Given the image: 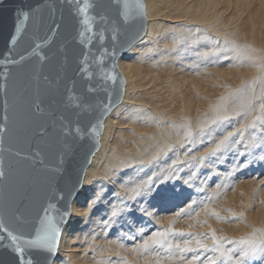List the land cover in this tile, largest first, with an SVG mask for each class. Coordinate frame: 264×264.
Here are the masks:
<instances>
[{
    "label": "bare ground",
    "instance_id": "1",
    "mask_svg": "<svg viewBox=\"0 0 264 264\" xmlns=\"http://www.w3.org/2000/svg\"><path fill=\"white\" fill-rule=\"evenodd\" d=\"M144 2L51 264H264V0Z\"/></svg>",
    "mask_w": 264,
    "mask_h": 264
},
{
    "label": "water",
    "instance_id": "2",
    "mask_svg": "<svg viewBox=\"0 0 264 264\" xmlns=\"http://www.w3.org/2000/svg\"><path fill=\"white\" fill-rule=\"evenodd\" d=\"M94 3V34L81 37L74 0H0V126L5 149H13L2 154L0 217L13 234L30 239L53 205L47 214L59 228L54 251L25 246L23 255L6 247L12 242L0 229L2 264H51L104 119L123 97L118 58L146 34L144 0H129L143 8H130L127 20L122 3ZM24 11L29 18L17 36V13Z\"/></svg>",
    "mask_w": 264,
    "mask_h": 264
},
{
    "label": "snow or ice",
    "instance_id": "3",
    "mask_svg": "<svg viewBox=\"0 0 264 264\" xmlns=\"http://www.w3.org/2000/svg\"><path fill=\"white\" fill-rule=\"evenodd\" d=\"M76 4V11L81 17L79 20L80 25L83 28V31L80 32V36L83 37L85 33H93L94 34V28L96 27L95 21L97 19V15L95 14V8L96 5L94 3V0H74ZM117 5H120L122 3L123 9H124V18L127 20L129 19V9L132 7H140L143 8L142 4H136L133 5L129 3V0H115ZM22 17V19H21ZM29 18V13L24 12H18L17 13V19L18 23L16 25L15 31L17 36L19 35L21 31L20 25L23 24L24 21H26ZM101 19H104V17H100ZM103 38L102 35L100 37ZM16 37H13V43H15ZM83 43V40L81 41ZM39 47V45L37 46ZM23 59V57L21 58ZM0 63H4V61H0ZM110 79L115 80V76H111ZM7 103V102H6ZM38 107V106H37ZM7 111V107L5 109ZM8 116L6 115L4 117L5 123L8 122ZM4 127L0 126V178H3L5 176V172L3 170L4 165V159H3V153L5 151L11 152L13 149L11 147L5 149L4 147ZM77 132H80V129H76ZM95 131V128L93 129ZM16 155L19 156L20 153L16 152ZM36 157L39 158L41 153L36 152ZM31 159V157H28ZM40 163L43 164L44 161L41 159ZM54 171H59L58 168L53 169ZM48 210H54L53 205H49V208L45 210V215L43 218L39 219L38 227L34 228V235L30 239H26L21 235L13 234V232L7 228L4 227L3 218L0 217V229H3L7 233V238L11 240L10 245H6V247H10L14 252L19 253L23 255L25 251V246L30 249H44L48 252H52L55 249L56 245V238L57 234L59 232V228L57 226L55 218H50L47 214ZM66 214V213H65ZM214 215H218L216 213H213ZM157 236H164L166 234L164 233H157ZM211 239L215 241V245L213 247V251L219 252L221 256H225L228 259H231L230 256L227 255V253L223 250V246L221 245V240L223 238L217 237L215 233L213 232L211 234ZM5 240L4 236H0V243H2ZM156 243H161L160 240H156ZM198 248L206 249L207 245L204 244L200 239H197L195 241ZM239 245H241V253L243 255H248L250 252H255L256 250L264 251V234H261L259 237H256L255 235L250 238L242 239L238 242ZM192 244L191 240H186L183 247L181 245L177 244L175 245V248L178 251L184 252V251H192L193 249L190 247ZM145 247H147V242L145 243ZM169 248L173 247L172 245L168 246ZM194 259H197L194 257ZM2 264V262H0ZM27 264H32L31 260L27 261ZM207 264H215V260L208 258ZM235 264H240V261H236Z\"/></svg>",
    "mask_w": 264,
    "mask_h": 264
}]
</instances>
